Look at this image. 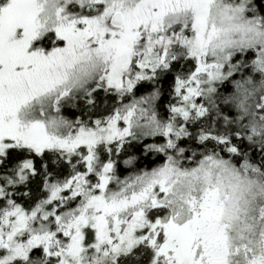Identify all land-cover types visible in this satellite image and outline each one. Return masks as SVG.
Masks as SVG:
<instances>
[{
    "label": "snow or ice",
    "instance_id": "obj_1",
    "mask_svg": "<svg viewBox=\"0 0 264 264\" xmlns=\"http://www.w3.org/2000/svg\"><path fill=\"white\" fill-rule=\"evenodd\" d=\"M0 264H264V0H0Z\"/></svg>",
    "mask_w": 264,
    "mask_h": 264
}]
</instances>
